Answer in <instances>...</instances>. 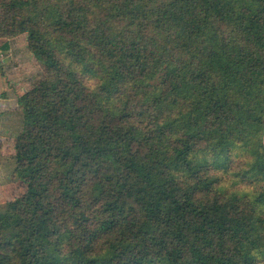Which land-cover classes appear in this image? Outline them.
<instances>
[{
  "label": "trees",
  "instance_id": "obj_1",
  "mask_svg": "<svg viewBox=\"0 0 264 264\" xmlns=\"http://www.w3.org/2000/svg\"><path fill=\"white\" fill-rule=\"evenodd\" d=\"M24 33L0 264H264V0H0Z\"/></svg>",
  "mask_w": 264,
  "mask_h": 264
},
{
  "label": "rangeland",
  "instance_id": "obj_2",
  "mask_svg": "<svg viewBox=\"0 0 264 264\" xmlns=\"http://www.w3.org/2000/svg\"><path fill=\"white\" fill-rule=\"evenodd\" d=\"M26 38L24 33L7 40L0 39V46L11 40L13 49L10 53V48L6 47L5 50L1 49L0 53V91H3V82L9 88L6 92L8 96L0 106L5 113L0 131V211L9 201L21 196L26 187L14 173V145L23 128L22 106L18 99L41 78L42 73L39 63L28 51Z\"/></svg>",
  "mask_w": 264,
  "mask_h": 264
},
{
  "label": "crops",
  "instance_id": "obj_3",
  "mask_svg": "<svg viewBox=\"0 0 264 264\" xmlns=\"http://www.w3.org/2000/svg\"><path fill=\"white\" fill-rule=\"evenodd\" d=\"M5 40H7V39H5ZM11 45H12V41L10 40V42H4L3 44H1V46H0V53H1V49H3V50H5L6 49V47H9L10 48V53H12V51H13V49L11 48ZM2 47V48H1ZM1 61H3L2 59H1ZM2 67V66H1ZM2 78V77H1ZM4 83V82H3ZM2 83V88H3V91H0L1 93H0V106H1V104H2V102H3V100H5V98H7V94H6V92L8 91V85L7 84H3ZM3 110L0 108V131H1V122H2V118L4 117V115H5V113L4 112H2Z\"/></svg>",
  "mask_w": 264,
  "mask_h": 264
},
{
  "label": "clouds",
  "instance_id": "obj_4",
  "mask_svg": "<svg viewBox=\"0 0 264 264\" xmlns=\"http://www.w3.org/2000/svg\"><path fill=\"white\" fill-rule=\"evenodd\" d=\"M88 87H89V90L91 91H95L96 89V85L92 81H89Z\"/></svg>",
  "mask_w": 264,
  "mask_h": 264
}]
</instances>
